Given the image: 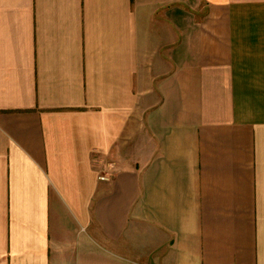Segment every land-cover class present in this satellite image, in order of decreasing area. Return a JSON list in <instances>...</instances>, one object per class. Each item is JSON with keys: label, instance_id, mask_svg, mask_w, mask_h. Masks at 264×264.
Returning a JSON list of instances; mask_svg holds the SVG:
<instances>
[{"label": "crops", "instance_id": "0c3cea01", "mask_svg": "<svg viewBox=\"0 0 264 264\" xmlns=\"http://www.w3.org/2000/svg\"><path fill=\"white\" fill-rule=\"evenodd\" d=\"M0 264H264V0H0Z\"/></svg>", "mask_w": 264, "mask_h": 264}, {"label": "built area", "instance_id": "2783aa9c", "mask_svg": "<svg viewBox=\"0 0 264 264\" xmlns=\"http://www.w3.org/2000/svg\"><path fill=\"white\" fill-rule=\"evenodd\" d=\"M116 169H117V167L113 163H111L108 166V170H104V167H102V170H100L98 176H99L100 179H103V180L111 179V177H113Z\"/></svg>", "mask_w": 264, "mask_h": 264}]
</instances>
